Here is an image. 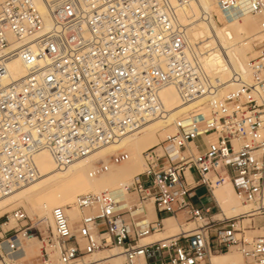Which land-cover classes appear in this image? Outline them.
I'll return each instance as SVG.
<instances>
[{
  "label": "built area",
  "instance_id": "obj_1",
  "mask_svg": "<svg viewBox=\"0 0 264 264\" xmlns=\"http://www.w3.org/2000/svg\"><path fill=\"white\" fill-rule=\"evenodd\" d=\"M215 1L227 15L260 22L251 79L235 73L236 87L225 93L191 48L172 0H60L48 4L50 27L34 0H0V201L40 179L35 158L43 151L65 170L166 119L168 87L182 104L206 100L143 154L144 171L122 186L137 201L120 210L110 191L81 195L69 207L79 216L55 208L48 230L15 210L0 219V264H213L232 251L244 264H264V235L248 237L246 215L193 203L199 189L214 197L231 184L240 202L264 214V0ZM13 59L29 72L7 83ZM129 159L120 149L91 177ZM163 216L181 217L182 232L148 241L165 230ZM31 240L41 247L36 261L25 251Z\"/></svg>",
  "mask_w": 264,
  "mask_h": 264
},
{
  "label": "bare ground",
  "instance_id": "obj_2",
  "mask_svg": "<svg viewBox=\"0 0 264 264\" xmlns=\"http://www.w3.org/2000/svg\"><path fill=\"white\" fill-rule=\"evenodd\" d=\"M34 1L44 16L47 27H50L48 4L56 6L60 0ZM172 1L179 7L180 21L187 27L188 41L191 48L199 49L202 52V61L210 76L217 81L221 80L225 83L223 92L225 93L236 87L234 82L230 81L235 73L241 74L243 79L249 81L251 79L249 72L250 61L256 59L259 54L253 44L259 32V20L241 12L227 15L220 10L215 0ZM217 9L221 16L217 13ZM253 53L256 56L250 60V56ZM8 68L10 72L6 79L7 83L23 79L29 72V69L19 59H13ZM161 97L166 108L170 111V115L166 119H159V121L149 123L139 133L124 138L119 144L100 149L92 156L71 165L70 168L65 170L58 169L51 154L47 151L41 152L35 158V163L39 167L41 174L40 179L2 199L0 201V214L2 215L5 211L13 210L22 206L23 203H27L38 208L42 212L41 216L46 211L47 203L52 198H56L57 201L53 204L50 215L53 209L65 207L69 215L75 218L79 216V212L76 209L70 210L66 206H73L81 195L100 194L103 191L114 193L119 205H121L120 210H125L129 206L130 195L123 191L122 186L125 185V182L133 180L144 171V152L159 145V134L161 136L166 134L163 130H168L167 133L174 134L173 123L179 118L191 115L206 102L205 99H198V101L190 104H182L179 93L174 87L164 89L161 92ZM120 149H125L131 153L129 161L124 163L125 166H122V164L120 167H114L109 173L101 177L92 178L91 173L95 169L93 164L100 161L108 162L110 159L107 156L116 154ZM253 208L254 206L252 205H241V207L226 211L222 209L226 215L235 214L237 217L253 213L260 215L258 213L260 209L257 208V210L253 211ZM261 208H264V206ZM147 211L149 213V221H152L154 205L148 204ZM254 214L250 216H254ZM173 219L174 222L167 220L169 224L168 232L172 236H176L178 235L176 233L180 223H178L177 219ZM50 222H52L51 216ZM188 227H185L188 231L193 229L192 225L189 229ZM180 229L181 233L183 229L181 225ZM161 235L150 238L148 241L166 238L155 239ZM25 247L27 257L40 255L41 253V247H39L37 240L28 241ZM212 262L213 264H243L241 257L232 253L216 255L212 258Z\"/></svg>",
  "mask_w": 264,
  "mask_h": 264
},
{
  "label": "rangeland",
  "instance_id": "obj_3",
  "mask_svg": "<svg viewBox=\"0 0 264 264\" xmlns=\"http://www.w3.org/2000/svg\"><path fill=\"white\" fill-rule=\"evenodd\" d=\"M217 13L220 15L218 9H217ZM221 20H222V18H221ZM255 56H256V54L253 53V55L250 56L251 57L250 60H252ZM167 131L166 130H163L164 133H167ZM163 138H164V136H161L159 134V137H158L159 143H160V140H162ZM213 139L214 138H210V140H213ZM127 152L129 153L130 158H131V153L129 151H127ZM113 155L114 154H111V155L107 156V158L110 159ZM100 162H95L93 164V166H95V168H96L97 165L100 164ZM122 166H125V164H123ZM130 181H132V180H130ZM130 181L125 182V184L129 183ZM86 187H89V186H86ZM89 190H90V188H89ZM129 197H130V199L132 198V199H134V201H137V197L136 196H131L130 195ZM56 201H57L56 198H52V200H50L49 203H47L48 205L46 206L45 213H43L41 216H40V214L42 212H40L38 208H36L33 205H30V204H27V203H23L22 206L16 207L13 210L11 209L9 211H5V213H3L2 215L0 214L1 215L0 216V219H2L4 216H8V214H10L11 212H13L15 210L24 209V210L27 211V213L30 215V217L35 221L36 226L39 227V229H41V230H48V228L50 227V216H51L50 215V211H51V208H53V204H55ZM194 202L197 204L198 207H200V208L202 207V209L205 208V207H209V206L212 205L211 200H210V197H209V195H208V193H207V191L205 189H202L198 193L197 198L195 199ZM241 205H249V204H244V203L241 202L240 204H238L237 208L238 207H241ZM66 207L69 209V207H71V205H68ZM224 210L226 211L227 209H224ZM252 210L253 211L257 210V207L254 206V208ZM253 214L246 215L245 218H242L241 219V222L243 221L242 224L244 225L245 229H247L246 231H248L247 235H248L249 238L261 237L262 235H264V214L258 215V214L255 213L254 216H250V215H253ZM227 217H229V218H236L237 216L235 214H233V215H227ZM167 220L174 222V219L173 218L166 219L165 221H167ZM165 224H166V222H165ZM180 225H182V224H179V229H178V232L176 234H179L180 231H181ZM189 227H188V229H189ZM195 227H196V225H192V228L193 229ZM163 233H165V234L162 235L161 237H156L155 239L162 238V237L172 236L168 232L167 224H166V230L163 231ZM39 247H40V245H39ZM231 253L232 254H238L236 251H232ZM38 256L39 255L29 256L28 259L29 260H32V259L35 260V259H37ZM241 259L243 261V258L242 257H241ZM243 264H244V262H243Z\"/></svg>",
  "mask_w": 264,
  "mask_h": 264
},
{
  "label": "crops",
  "instance_id": "obj_4",
  "mask_svg": "<svg viewBox=\"0 0 264 264\" xmlns=\"http://www.w3.org/2000/svg\"><path fill=\"white\" fill-rule=\"evenodd\" d=\"M200 143H202V141H200ZM203 188L199 189L195 196L197 198V195L198 193L202 190ZM208 193V192H207ZM209 197H210V200H211V203L212 205L209 206V207H205L203 209H211L214 211V213H216L218 211V208L219 206L222 207L223 209H235L237 208L238 204H240L241 202L239 201L237 195L235 194V191H234V188L231 184H227L226 186L222 187L220 190H217L215 192V196H211L209 193H208ZM195 198V199H196ZM195 199L193 200V203H195ZM195 205L197 206V204L195 203ZM198 207V206H197ZM200 208V207H198ZM202 208V207H201ZM200 208V209H201ZM152 212V211H150ZM152 217H151V220L154 221L156 219H158V215H156L154 212H152ZM163 218L166 220V219H169V218H173V217H169V216H163ZM164 220V221H165ZM177 220L179 221L178 223L180 224H183V219L180 217V218H177ZM166 224H167V229H168V226L169 224L167 223V221H165ZM182 226V225H181ZM165 233H162V235H164ZM161 235V236H162ZM160 236V237H161Z\"/></svg>",
  "mask_w": 264,
  "mask_h": 264
}]
</instances>
